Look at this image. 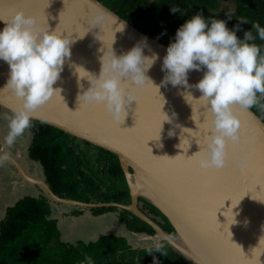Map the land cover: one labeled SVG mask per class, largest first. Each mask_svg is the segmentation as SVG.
<instances>
[{
	"label": "water",
	"instance_id": "95a60500",
	"mask_svg": "<svg viewBox=\"0 0 264 264\" xmlns=\"http://www.w3.org/2000/svg\"><path fill=\"white\" fill-rule=\"evenodd\" d=\"M17 11L34 17L39 29L55 30L70 40L71 55L53 85L61 89L60 95L53 94L37 107L31 119L115 154L130 204L59 198L44 179L29 176L22 163L9 154L0 164L10 162L25 182L39 186L57 204L89 209L115 207L131 213L155 231L157 245L165 241L188 264H264V122L251 109L233 105L232 112L240 122L239 142H229L227 166L200 169L188 157L199 151L196 141L203 142L211 117L203 110L195 88L154 87L160 85L164 75L159 58L165 55L167 46L144 35L97 0H0V20L8 21ZM97 14L105 19L93 28L89 21ZM77 20L80 23L73 27ZM142 37L147 38L143 55L151 57L155 53L159 58L145 73L151 82L140 88L128 85L127 91L136 101L127 106L124 119L114 122L102 105L79 103L77 96L87 90L89 82L80 79L78 87L75 66L97 76L103 51L110 52L112 47L120 55ZM8 74V65L0 61V108L13 114L21 109L22 101L5 87ZM201 76L202 71H190L188 83L194 85ZM185 92L193 98L185 100ZM160 110L170 117L175 113L172 123H162L161 131ZM241 158L246 160L242 168L237 166ZM138 199L158 210L174 235L163 231L141 209Z\"/></svg>",
	"mask_w": 264,
	"mask_h": 264
},
{
	"label": "clouds",
	"instance_id": "9594fccd",
	"mask_svg": "<svg viewBox=\"0 0 264 264\" xmlns=\"http://www.w3.org/2000/svg\"><path fill=\"white\" fill-rule=\"evenodd\" d=\"M169 11L182 15L176 5ZM104 19L102 14H97L89 23L96 28ZM0 22L4 24L0 28V61L9 68L5 87L22 101L21 109L8 119V130L3 138L4 144L11 146L31 126L32 112L53 94L60 95L61 89L53 85L63 71L66 58L71 55L70 40L55 30L39 29L36 19L22 11L15 12L8 21ZM226 23L222 19L205 18L200 13L192 15L175 30L162 58L155 53L151 57L143 55L146 37L120 55H116L112 47L110 52L103 51L97 76L75 66L78 87L80 79L89 82L87 90L78 94L77 101L100 104L114 122L121 121L127 106L136 101V97L127 91L128 85L140 88L151 82L145 73L159 58L164 75L160 85L154 87L157 90L166 85L182 86L186 90L195 88L200 93L198 100L203 101V110L211 117L203 142L196 141L199 151L188 158L200 169L224 168L228 164L229 142L233 145L239 142L240 122L233 114L232 106L247 110L264 98V46L254 43L257 38L264 41V27L252 22L250 30L238 38L236 33L241 30L240 25L248 24V20L239 18L232 29ZM193 70L202 71V76L190 85L188 73ZM183 96L184 99L193 98L189 92ZM161 115L160 131L162 123H172L175 113L170 117L161 111ZM173 134L169 130L168 135ZM6 159L7 153L0 155V162ZM245 165L244 158L237 161L238 167ZM82 264H93L92 258L86 257Z\"/></svg>",
	"mask_w": 264,
	"mask_h": 264
},
{
	"label": "trees",
	"instance_id": "16d2710c",
	"mask_svg": "<svg viewBox=\"0 0 264 264\" xmlns=\"http://www.w3.org/2000/svg\"><path fill=\"white\" fill-rule=\"evenodd\" d=\"M132 27L167 46L175 30L196 13L205 18L226 20L232 29L239 18L248 20L236 33L242 38L251 23L264 27V0H231L230 15L218 10L219 0H97ZM178 6L181 14L170 13ZM230 18V19H229ZM255 35V32H253ZM264 46L258 38L254 41ZM264 122V107L250 108ZM32 138L27 148L29 160L41 167L45 183L59 198L83 203L130 204L129 190L117 156L103 148L79 140L47 123L31 119ZM142 202L147 212L164 221L168 234L174 231L153 206ZM51 200L45 194L24 196L8 207L0 221V264H188L165 241L147 248L133 249L123 236L103 235L94 242L70 245L60 239L56 220L51 218ZM94 217L119 212L125 229L138 235L155 236V231L131 213L115 207L89 209ZM75 211L74 215H79ZM163 228V227H162ZM128 243V244H127Z\"/></svg>",
	"mask_w": 264,
	"mask_h": 264
},
{
	"label": "rangeland",
	"instance_id": "374dc122",
	"mask_svg": "<svg viewBox=\"0 0 264 264\" xmlns=\"http://www.w3.org/2000/svg\"><path fill=\"white\" fill-rule=\"evenodd\" d=\"M218 10L220 12H223L225 14L230 15L232 13V11H233V3H232V1L231 0H219ZM258 104L260 106L261 105H264V98H260ZM0 117H2V115H0ZM1 120L2 119L0 118V130L3 127V126H1V124H4V122L1 121ZM25 135H26V137H24V139L22 140L23 142H22V144L20 146H16V147L15 146H12V147H14L17 150V152H20L21 155H23V154L26 155V149H27V146H28V144H29V142L31 140V131H30L29 128L26 129V131L24 132V136ZM0 141H1V144H2L1 146L4 148V142H2L1 139H0ZM19 162L22 163L20 160H19ZM23 163H24V166H25V162L24 161H23ZM25 167L27 168V166H25ZM11 169L15 173H18V175L20 176V177H17V180L15 179V176L14 177H11L10 178V181L8 183V185L11 186L10 189H11V193H12V200L14 198H18V200H19L22 197L26 196V195H22V192L23 191H21V190H23L22 188H24L23 185H21V186L20 185H17L18 183H22L20 181L21 180L24 181V179L20 175L19 171H17V169L14 166L11 167ZM27 170L32 173V175L34 176L35 179L40 180V181L43 180L42 170H41L40 166L37 163H36V165H33V166L31 165V168H28ZM18 179H20V180H18ZM16 182H18V183L17 184H14ZM6 187H8V186H6ZM16 187H17V190H19V191L13 192L12 190H14V188L16 189ZM24 191L26 192V194L27 193L28 194H34L35 192H36V195L38 193L44 194V192L42 191L41 188H39V186L38 187L36 186L35 190H33V191H30L29 192L27 190V188ZM27 196H31V195H27ZM54 203L55 202H53V204ZM54 205H57V204L55 203ZM57 207L65 215L70 214V212L73 213V211H79L81 213H90L89 208L76 207V206H72V205H60V204H58ZM0 212H2V211H0ZM118 213L119 212H112V213H109L108 215H110L111 217H116L117 218ZM64 214H62V216ZM111 217H109V216H107L106 218H104V217H98L100 219V224H101L102 227L95 224L94 230L92 228V225H93L94 221L91 220V218H88V223L86 225L87 231L83 235L77 234L74 229H69L68 225H65V224H62V223H61L62 224L61 225L62 229H59V227H58V220H56V219L55 220H56V227L59 230V232L62 233L63 240L69 241L68 243L70 245L77 244L78 242L76 243V239L79 240V242H83L85 244H87L89 242H94L96 240L97 235L99 234L98 235V237H99L103 233L104 234H110V233H112L111 235H113V236L114 235L115 236H125V237H127V240L131 244V246L132 247H135V248H147V247H150V246L158 243L159 240H158V237L156 235L153 236V237H149V236H145V235L131 234L126 229H123V227H122L123 226V223H119V221H118V225L115 226V228H113L112 225H111V223H110V220L112 219ZM82 218L83 217L81 216V217H79L77 219L70 218V219H72V221L69 220V218H63L61 220H66V221L68 220V221H70L72 223H74V221H75L76 223H79L80 220H82ZM105 220H106V222H104ZM103 225H105V227ZM84 231L85 230H83V232ZM60 239H61V237H60Z\"/></svg>",
	"mask_w": 264,
	"mask_h": 264
},
{
	"label": "crops",
	"instance_id": "0c3cea01",
	"mask_svg": "<svg viewBox=\"0 0 264 264\" xmlns=\"http://www.w3.org/2000/svg\"><path fill=\"white\" fill-rule=\"evenodd\" d=\"M0 115H2V117H0L2 119L1 121L4 122V124H1V126H3V127L0 130V139L3 142V138L6 135L7 130H8L6 128L7 124H8V119L12 116V114L8 113L7 111H5V110L0 108ZM29 129L31 131L30 127H29ZM24 137H26V135L24 136V133H23L20 137H18L16 139V141H15V143L13 145L8 146V145L4 144V148L1 146L2 144H1V141H0V155H3L4 153H7V154L11 155L13 158L17 159L18 161L20 160L22 162V165H23L24 168H26L25 166H27V168H26V170H27L28 168H31V165L32 166L36 165L35 162L29 160L28 155H27V149H26V155H24V154L21 155L20 152H17V150L14 147H12V146H15V147L16 146H20L22 144V142H23L22 140L24 139ZM31 138H32V131H31ZM29 144H30V142H29ZM29 144H28V146H29ZM28 146H27V148H28ZM22 160L25 162V166H24V163H23ZM29 173L32 174L31 172H29ZM14 176H15V179L17 180L18 175L14 171H12L10 162H3V164L2 163L0 164V211H2V212H0V221L3 219L6 209L8 207L13 206L14 203L18 200V198H14L12 200V193H11V189H10L11 186L8 185V183L10 181V178L14 177ZM18 180H20V179H18ZM20 182H22V183L16 182L14 184L18 183L17 185H20V186L23 185L24 188H22L23 190H21V191H23L22 195H26V196L27 195H31L32 197H37V195L39 193L37 195H36V192L35 193L33 192L34 194H28V193L26 194V192L24 191L27 188V190L30 192V191L35 190L36 187H34L32 184H26L25 181H20ZM6 186H8V187H6ZM12 191L13 192H17L19 190H17V187H16V189L14 188V190H12ZM50 204H51V218H54V219L58 220L59 229H62L61 225L65 224V225H68L69 229H74L75 232L77 234H79V235H83L87 231L86 225L88 223V218H91V220L94 221V223L92 225V228L94 230L95 224L101 226L100 219L98 217H104V218H106L107 216L111 217L108 214L112 213V212H109V213H106V214H104L102 216L94 217V216H92L91 213H81L80 212L79 215H74L75 211H73V213L70 212V214L65 215L60 209H58V207H57L58 204L57 205H54L55 203L54 204L50 203ZM62 214H64V215L62 216ZM78 216L79 217H81V216L83 217L82 220H80L79 223H76L75 221H74V223H72V222H70L68 220L67 221L66 220H61L63 218H69V220L72 221L73 218H75V219L79 218ZM70 218H72V219H70ZM111 218L112 219L110 220V223H111L112 227L115 228V226L118 225V221H119L118 220V216H117V218L116 217H111ZM104 222H106V220ZM119 223H121V222L119 221ZM103 226L105 227V225H103ZM122 227H123V229H125L124 224H123ZM83 230H85V231L83 232ZM110 234H112V233H110ZM98 235H97L96 239L100 237V236L98 237ZM103 235H108V234H104L103 233L101 236H103ZM60 236H61V240L65 241L62 238V233H60ZM123 237H125V236H123ZM125 238L127 239V237H125ZM78 241L79 240L76 239V242H78ZM65 242H69V241H65ZM154 245H156V244H154ZM154 245H152V246H154ZM132 248L136 249L135 247H132Z\"/></svg>",
	"mask_w": 264,
	"mask_h": 264
},
{
	"label": "flooded vegetation",
	"instance_id": "af4514ba",
	"mask_svg": "<svg viewBox=\"0 0 264 264\" xmlns=\"http://www.w3.org/2000/svg\"><path fill=\"white\" fill-rule=\"evenodd\" d=\"M3 164V163H2ZM11 167H12V164H11ZM24 170L27 172V174L28 175H30V173L26 170V168H24ZM17 175H18V173H16ZM33 176V175H32ZM18 177H20L19 175H18ZM21 181H23V180H21ZM140 207H141V209L147 214V215H150V216H152L156 221H157V223H158V225L161 227V229L163 230V231H165L166 229L164 228V227H166V225H165V223H164V221H162L159 217H157V216H153L152 214H150V213H148L147 212V210H146V208L144 207V204L142 203V202H140ZM125 227V226H124ZM163 227V228H162ZM167 228V227H166ZM166 233H168L169 231H165ZM146 236V235H145ZM157 245V244H156Z\"/></svg>",
	"mask_w": 264,
	"mask_h": 264
},
{
	"label": "snow or ice",
	"instance_id": "6c2138e0",
	"mask_svg": "<svg viewBox=\"0 0 264 264\" xmlns=\"http://www.w3.org/2000/svg\"><path fill=\"white\" fill-rule=\"evenodd\" d=\"M78 23H80V21L79 20H77L76 21V23L75 24H73V27H75L76 26V24H78ZM203 119H204V117H203ZM241 127H242V125H241ZM189 163L191 162L189 159L187 160Z\"/></svg>",
	"mask_w": 264,
	"mask_h": 264
}]
</instances>
